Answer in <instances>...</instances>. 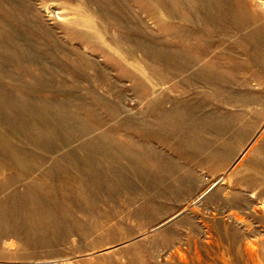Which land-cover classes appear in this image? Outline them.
Returning a JSON list of instances; mask_svg holds the SVG:
<instances>
[{"label": "rangeland", "instance_id": "1", "mask_svg": "<svg viewBox=\"0 0 264 264\" xmlns=\"http://www.w3.org/2000/svg\"><path fill=\"white\" fill-rule=\"evenodd\" d=\"M0 264H264V0H0Z\"/></svg>", "mask_w": 264, "mask_h": 264}]
</instances>
